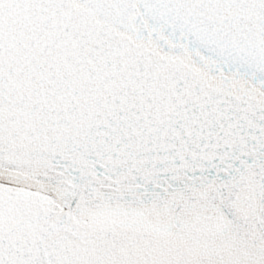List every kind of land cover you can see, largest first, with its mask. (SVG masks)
<instances>
[{"label":"snow or ice","instance_id":"obj_1","mask_svg":"<svg viewBox=\"0 0 264 264\" xmlns=\"http://www.w3.org/2000/svg\"><path fill=\"white\" fill-rule=\"evenodd\" d=\"M0 264H264V0H0Z\"/></svg>","mask_w":264,"mask_h":264}]
</instances>
